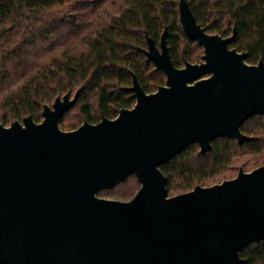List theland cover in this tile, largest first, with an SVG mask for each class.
Masks as SVG:
<instances>
[{"label":"water","instance_id":"obj_1","mask_svg":"<svg viewBox=\"0 0 264 264\" xmlns=\"http://www.w3.org/2000/svg\"><path fill=\"white\" fill-rule=\"evenodd\" d=\"M179 10L203 61L177 67L167 29L159 46L149 37L166 83L148 93L133 75V107L63 130L78 90L45 104L40 122L0 124V264H247L241 250L264 239V164L175 195L160 165L192 143L250 138L241 125L264 113V60L229 46L236 31L207 32L187 0ZM132 173L130 200L97 194Z\"/></svg>","mask_w":264,"mask_h":264},{"label":"trees","instance_id":"obj_2","mask_svg":"<svg viewBox=\"0 0 264 264\" xmlns=\"http://www.w3.org/2000/svg\"><path fill=\"white\" fill-rule=\"evenodd\" d=\"M180 0H0V124L32 116L43 119L45 104L70 93L77 100L60 117L63 130L85 120L114 118L133 107V75L148 93L166 83V74L148 59V38L167 43L174 64L203 61L204 47L185 32ZM209 33L235 38L231 48L246 61L264 60V0H187ZM208 76V75H206ZM243 142L219 136L207 151L192 143L160 165L169 195L213 181L242 154L264 156V113L242 125ZM261 160V159H260ZM263 160V158H262ZM259 161L258 159L256 160ZM257 163V165H262ZM135 173L98 195L126 201L140 189ZM247 264H264V239L241 250Z\"/></svg>","mask_w":264,"mask_h":264},{"label":"rangeland","instance_id":"obj_3","mask_svg":"<svg viewBox=\"0 0 264 264\" xmlns=\"http://www.w3.org/2000/svg\"><path fill=\"white\" fill-rule=\"evenodd\" d=\"M262 158H260L259 155L257 154H251V153L239 155L236 158L231 168L220 173L213 181L211 180L207 184H200V185H212L215 183L222 182L225 179L235 177L241 168L245 171H250L254 169L255 167H258L257 163H261L262 161H264V156ZM257 159L259 160L258 162L256 161Z\"/></svg>","mask_w":264,"mask_h":264}]
</instances>
